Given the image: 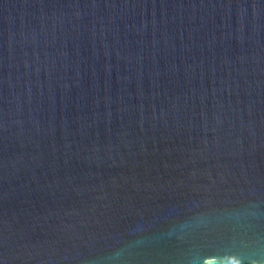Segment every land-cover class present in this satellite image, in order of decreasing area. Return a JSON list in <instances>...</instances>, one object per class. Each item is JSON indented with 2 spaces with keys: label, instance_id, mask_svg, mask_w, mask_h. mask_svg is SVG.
<instances>
[{
  "label": "water",
  "instance_id": "1",
  "mask_svg": "<svg viewBox=\"0 0 264 264\" xmlns=\"http://www.w3.org/2000/svg\"><path fill=\"white\" fill-rule=\"evenodd\" d=\"M0 264H264V0H0Z\"/></svg>",
  "mask_w": 264,
  "mask_h": 264
}]
</instances>
